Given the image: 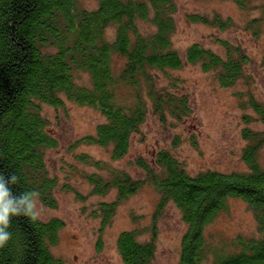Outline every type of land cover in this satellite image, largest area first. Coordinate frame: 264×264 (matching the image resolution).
Returning a JSON list of instances; mask_svg holds the SVG:
<instances>
[{
    "label": "trees",
    "instance_id": "obj_1",
    "mask_svg": "<svg viewBox=\"0 0 264 264\" xmlns=\"http://www.w3.org/2000/svg\"><path fill=\"white\" fill-rule=\"evenodd\" d=\"M96 1L95 8L86 9L78 0H0V174L18 176V183L10 185L14 195L38 191L39 200L49 207L55 206L56 181L47 171L45 151L56 146V140L42 105L58 108L67 100L98 110L104 121L78 142L110 146L111 157L118 159L127 153L149 107L161 121L167 117L181 121L190 115L188 98L177 89L179 80L159 86L158 72L180 69L184 60L199 64L203 71H214L220 86L229 87L249 62L243 51L219 38L224 56L198 43L189 45L181 56L171 41L175 0ZM231 1L244 9L251 0ZM187 19L218 30L233 25L230 17L217 13H192ZM139 22L153 29L142 31ZM109 26L114 27L112 38L106 33ZM79 72L88 75V85L76 81ZM122 85L133 88L131 104L117 98ZM143 86L146 99L141 94ZM248 106L263 130L242 131L248 140L242 150L244 171L189 174L168 149L156 152L154 166L142 156L133 160L158 193L155 211L173 203L186 224L179 258L173 264H202L209 257L211 264H264V167L257 159L264 145V106L252 97ZM249 120L244 117L246 123ZM80 158L99 166L87 155ZM88 180L94 194L111 188L117 191L114 200L103 201L91 211L100 217L102 227L109 224L118 203L142 184L121 170L109 178L92 173ZM230 198L248 204L260 235L237 237L230 244L210 243L205 227L227 208ZM63 225L59 218L31 222L24 216L13 217L8 229L12 238L0 248V264H61L51 247ZM137 236L136 229L117 235L116 249L123 264H151L154 238L140 241Z\"/></svg>",
    "mask_w": 264,
    "mask_h": 264
},
{
    "label": "rangeland",
    "instance_id": "obj_2",
    "mask_svg": "<svg viewBox=\"0 0 264 264\" xmlns=\"http://www.w3.org/2000/svg\"><path fill=\"white\" fill-rule=\"evenodd\" d=\"M81 7L93 9L96 0H78ZM173 14L175 29L171 35L174 49L181 56L192 43H198L224 56V48L218 42L226 39L248 57L242 76L229 87L218 83L214 71H203L199 64L183 60L176 70L158 72V85L179 80L177 89L185 93L190 106V115L181 121L167 117L161 121L149 107L147 117L139 132L132 135L127 153L118 159L110 154V146H98L78 142L85 135L93 134L104 117L98 110L65 100L63 107L42 105V112L49 122V130L56 146L46 149L45 163L56 184L53 189L55 206L49 207L40 201L41 220L59 218L64 222L59 230L58 241L51 247L61 264H123L116 249V237L123 230L136 229L140 241L154 238L155 255L151 264L177 262L180 240L186 230L181 212L173 203L156 210L158 193L146 179L145 171L133 160L142 156L154 166V157L160 149H168L181 161L189 174L203 170L244 171L247 165L242 159V150L248 142L242 136L243 129L262 131L248 99L254 98L264 106V0H251L244 9L231 0H175ZM207 16L219 14L230 17L233 25L218 30L215 27L192 22L188 14ZM142 31L152 26L139 22ZM107 36L112 38L114 27L109 26ZM78 83L89 84L85 72L77 74ZM133 88L122 85L117 89V98L131 104ZM146 99V89L141 88ZM144 99V100H145ZM147 104L149 102L147 101ZM249 117V122L244 117ZM80 155L98 161L99 166L85 162ZM257 159L264 167V145L258 149ZM125 171L132 178L140 179V188L121 200L106 226H101L100 217L91 211L103 202L117 196L115 188L97 195L92 191L88 175L98 173L109 178L114 171ZM210 243L230 244L237 237L257 238L259 229L248 204L239 198H230L227 208L205 227ZM220 245V244H219ZM207 258L202 264H211Z\"/></svg>",
    "mask_w": 264,
    "mask_h": 264
},
{
    "label": "clouds",
    "instance_id": "obj_3",
    "mask_svg": "<svg viewBox=\"0 0 264 264\" xmlns=\"http://www.w3.org/2000/svg\"><path fill=\"white\" fill-rule=\"evenodd\" d=\"M19 178L12 173L7 178L0 174V248L12 238L8 231L13 217L24 216L31 222L41 219L42 209L40 207L38 191H25L14 195L10 185H16Z\"/></svg>",
    "mask_w": 264,
    "mask_h": 264
}]
</instances>
